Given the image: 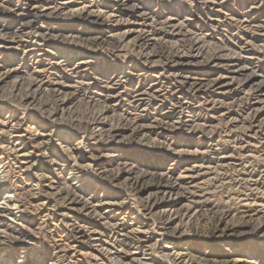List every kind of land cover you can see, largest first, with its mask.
Instances as JSON below:
<instances>
[{
  "label": "bare ground",
  "instance_id": "1",
  "mask_svg": "<svg viewBox=\"0 0 264 264\" xmlns=\"http://www.w3.org/2000/svg\"><path fill=\"white\" fill-rule=\"evenodd\" d=\"M111 1L110 10L103 12L94 10V6L87 4L85 0H0V22L4 21L7 24L3 28L0 23V27L2 26L0 30V103H2L0 113H7V118L4 119L6 121L0 120V151L7 153L6 160L12 159L14 162L13 172L18 170L17 174L26 176L28 182L25 187L19 188L20 193H18L19 190L15 191L16 189L12 192L16 193L17 199L22 193L24 195L28 193L34 200L42 197L44 200L60 203L64 211L60 212L58 217L61 220L55 227H63L67 233V239L63 241L64 243L61 242L63 239H60L61 245H57L58 252L64 256L73 254L72 259L77 260V263H81L80 258L96 259V255L94 257L91 251L86 253L83 250L90 248L94 252H100V247L107 246L110 250L108 249L107 252L105 249L104 252L108 256L106 257L108 261L109 258L113 261L115 256L119 259L118 264H128L126 260L134 264H154L151 261L142 262L134 257L137 255L136 251L146 247L154 233L167 238L174 247L173 250H176L174 254L168 255L172 263L264 264L263 252L250 260L230 256L222 251L201 253L200 250L197 255H192L191 251L198 249L195 245L201 244L193 243L198 233L196 229L194 233L191 230L190 233L188 232V229L193 228L192 224L190 228L183 226L185 219L192 213L197 215L195 203L188 197L192 195L188 193L197 187L203 172L209 170L208 162L203 159L204 148L195 143V138L201 139V133L206 129L208 132L210 126L208 127V119L203 120L195 112L201 108L213 111L216 105L225 107L227 104L223 103L226 98H230L231 100L228 99L230 102L233 101L230 105L232 107L239 104L241 98L245 97V104L250 105L251 114H253L252 120L248 119L250 125L249 128L246 126L247 133L252 138L264 137L263 68L254 66L251 61L253 57L241 58V54L234 50L239 49L244 56L251 55L253 51H251V45L245 40L241 39L243 42L236 40L231 43L234 47L232 49L221 41L220 44L223 46L220 45L216 49L210 45V41V44L206 42L209 37L206 31L225 24V19L222 22L220 17L215 15H226L222 11L226 2L193 0L199 13L195 12L190 20H200L198 25L202 32L188 38L192 30L198 29L189 23L175 19L173 15L169 18H161L150 9L148 3H145L150 0ZM259 7L258 4H252L247 12L240 13L242 14L240 19L236 20L239 26L244 29L263 30V26L256 25L258 17L251 16ZM174 16H179V13ZM26 19L29 20L25 21ZM188 19L186 16L185 21ZM47 21H60L64 25L58 24L57 28L55 26L46 28ZM16 22L18 25H15ZM54 23L57 25V22ZM151 23L169 25L175 34L180 35L181 38H188V52L180 50L177 45L174 47L175 45L167 41L163 42V39L156 38L155 34H150L147 29ZM50 24L53 23L50 22ZM75 24L80 25L81 28L77 30ZM123 25L126 29L117 41L116 32ZM80 30L81 33H79ZM4 31L6 33H3ZM54 31H66L69 35L64 37L57 34V36L53 34ZM62 37H64V43L81 45L80 42H82L91 51L95 49L101 52L118 53L117 57L125 61L132 57L135 60L126 64V67L115 66V68L112 67L113 70L95 76L94 73L99 69L96 59H75L77 54L68 51L57 58L56 53L49 52L51 42L58 41ZM83 37L85 38L82 39ZM19 51H22L20 57L17 56ZM93 69H95L94 72ZM105 70L107 69L104 68ZM91 76L92 79H90ZM85 85L91 86L93 91L86 92L83 97L81 91ZM84 98L92 101L89 103L86 99L88 103L86 106L91 105L95 109L96 114H93L91 118L86 116V119L79 118L77 114L76 108L83 104L81 100ZM152 102L161 103V105L155 106L154 109ZM167 103L170 107L166 106ZM121 105L128 107L127 112L139 113L140 117L128 120L120 116L123 113L119 116L112 114L115 108ZM152 108L156 112L153 117L148 118ZM21 109L28 112L32 109L39 114L47 113L46 121L53 130L50 132L37 130L33 133V128H26L24 117L16 119ZM127 112L126 114L131 118L132 114ZM59 115L67 116L70 120L69 129L78 134L83 133L86 138L84 136L82 138L88 142L78 141L70 150L64 152V156L50 150L61 126L57 120ZM216 119L218 120V117ZM253 124L255 125L252 126ZM204 135L207 136L206 133ZM12 140L15 141L13 148L10 147ZM74 140L75 137L67 135L62 145L69 146ZM29 144L33 145V151L28 150ZM137 149L143 153L133 151ZM105 151L109 152L99 153ZM35 152L39 153L37 156L39 160L24 167L30 164L29 160ZM201 155L202 158H200ZM227 158L229 157L226 155L222 159ZM191 159L198 161L190 165ZM3 164L4 160L0 162V170L5 167L1 166ZM45 164L49 167L48 172L57 171L54 168L59 169V167H62V171L57 175H49L42 168ZM64 170H69L70 176L64 177L62 174ZM213 170H215L214 166ZM121 178L125 185L116 188L119 189L116 196L110 193L100 197L85 195V186L95 183L89 182L90 179L108 181L112 187H116L114 183ZM70 180L78 181L80 184H77L78 186L72 184L75 185L73 187L69 183ZM26 187L31 189L27 190ZM33 187H36L35 192ZM130 203L133 204L127 210ZM17 205L18 203L14 206ZM41 205L44 206V204ZM18 206V213L24 219H29L30 215L35 221L37 216L41 215L33 210L28 211L29 209L22 204ZM101 207L107 208L106 213H98ZM198 209L202 210V207ZM115 211L118 214L130 211L126 214L131 216L126 215L125 218L118 220L122 223H114L113 219H117V216L109 217L107 214ZM236 213L239 212L236 211ZM235 214L229 216L232 218L231 223L225 222L222 217L219 219L217 226L208 234L207 238L212 242H209V245L223 246L231 242L233 247L248 235L264 238V221L257 222L256 212L254 215H250L251 212L245 216ZM54 215L55 212H52L45 217ZM13 216L15 217L11 210L0 208V264H3L5 258L11 257L14 249L21 251L26 249L25 241L33 238L25 232L24 228L18 229L13 226V220H10L9 224L5 222ZM79 216L90 217L93 222L87 224V219L83 220ZM129 227L132 229L128 230ZM243 228H248L249 230L246 229L248 232ZM103 230L111 231L113 241L106 243L99 239L103 236ZM92 237L98 239L92 240ZM117 245L122 249L118 250ZM228 253H230L229 250ZM2 255H4L3 259ZM42 257L43 255L35 263L40 264ZM54 261L52 264L60 262L56 259ZM102 261H105L104 258Z\"/></svg>",
  "mask_w": 264,
  "mask_h": 264
},
{
  "label": "rangeland",
  "instance_id": "2",
  "mask_svg": "<svg viewBox=\"0 0 264 264\" xmlns=\"http://www.w3.org/2000/svg\"><path fill=\"white\" fill-rule=\"evenodd\" d=\"M192 1L193 0H157V1L156 0H150V1H146L145 3L146 4L148 3V6L150 7V9L154 13H156L158 16H161V18H165V17L169 18L170 16L173 15L172 17H176L175 19H178L182 22L184 21L185 23H189L195 29L199 30L201 28L198 25L200 23V20H198V19H191L190 20V17L194 16L195 12L199 13ZM220 1L226 2L222 7V11L226 15H219V14L215 13V14H217L215 16L220 17L222 22L225 19L226 22H225V24L220 25L217 28H214L215 31H214V29H212L210 31H206L205 33L209 36L208 40H206V42L208 41L207 42L208 44H210V42H211L210 45L213 48L217 49L220 47V45H221V47L223 46L222 44H220L221 41H223L224 43H226L227 47L230 46L232 49H234V47H232L231 43H234V41H236V40H241V39L245 40L246 43H249L251 45V51L253 50L252 52L250 51L251 55L245 54V56H244V53H242L239 49H234L235 52L238 54H241V58L242 57L243 58L249 57L248 59H250L253 57L251 59V61L254 63V66H256L258 68H263L262 70L264 72V25H263L264 24L263 23L264 22V0H220ZM85 2H87V4L93 5L94 10L95 9L101 10L103 12H106V10L107 11L110 10L109 6L112 5L111 0H85ZM252 4L253 5L258 4V6H260L258 10L253 11L251 16H257L258 17V19H257L258 24L256 23V25L263 26V30L257 29V31H256V30H251V29H244V28L240 27L238 22H237L240 19L239 17L244 12H247L249 10V8H251ZM177 13H179V16H174ZM240 13H242V14H240ZM186 16H187V19L189 18L187 21H185ZM226 16H228V17H226ZM28 20L29 19H26L25 21H28ZM50 22H52L53 24H50ZM54 22H57V25H55ZM0 23H2L3 28L7 26V24L4 21H1ZM17 23L18 22H16L15 25H18ZM58 24L64 25V23L60 22V21H47V22H45V27L46 28H52L53 26H55L57 28ZM160 25L161 24H159V23H151L147 30L149 31L150 34H152V35L155 34L156 38H158L160 40L163 39L162 40L163 42L167 41V42L173 44V46L175 45L174 47H176V45H177V47L179 46L180 47L179 49L184 51V52H185V50H186V52H188V50H189V48L187 47L189 45V41H187L188 38L192 37L194 34H198L199 32H202L201 29L199 31L198 30H192L190 33L191 35L189 34L188 38H186L184 36H182L184 38H181L180 35H177L173 32V29L169 25H161V26ZM2 26L0 27V30H1ZM75 27L77 30L81 28L80 25H76V24H75ZM169 28H170V30H169ZM125 29H126V27L124 25L119 27L118 31L116 32L118 34L117 39H116L117 41L121 38V36H122L121 34H122V32L125 31ZM81 32L82 31L80 30L79 33H81ZM167 32L169 34H167ZM3 33H6V31H4ZM53 34L54 35H57V34L62 35L64 37H67L69 35V33H66V31H63V32L54 31ZM64 37H62L61 39H58V41L51 42V45H49V48H48L49 52L56 53L57 58L62 57V55H64L68 51L70 53L74 52L77 54L76 55L77 58H75V59H80V58H85L87 60H91L90 58L96 59V61L98 63L97 66H99V69L96 71V73H94L95 76L96 75H102L106 71L108 72L109 70H113L112 67L115 68V66L126 67L127 66L126 64L131 63L133 59L135 60V58L132 57L130 60L125 61L123 58L117 57L119 55L118 53H113V52L107 53L105 51L101 52V51H96L95 49L91 51V50L87 49L82 42H80L81 45H76L75 43H64V41H63ZM84 38L85 37H83L82 39H84ZM182 39H184V41ZM230 41H232V42H230ZM169 45L170 44H168V46ZM182 47L183 48L185 47V48L183 49ZM49 54H51V53H49ZM21 55H22V51H19L17 56L20 57ZM104 65H108L109 67H103ZM104 68H106L107 70L104 71ZM94 70L95 69H93V72H94ZM90 79H92V76L90 77ZM90 81L92 82V80H90ZM90 81H87V82H90ZM83 87L85 88V89L83 88V90L81 91V95L83 97L86 94V92L93 91V88L91 86L89 87V86L85 85ZM86 99L89 103H92V101H90V99H88V98H84L83 100H81L83 104H81L79 106V108L78 107L76 108L79 118H84V119L91 118L93 116V114L94 115L96 114V112L94 111L95 109H93L91 105L89 107L86 106V104H88ZM228 99H230V98H228ZM228 99L226 98L225 99L226 101L224 100L225 103H223V104H227V105H225V107H221L220 105H216V106H214L213 111L212 110L210 111L207 109L205 110L204 108H201L202 110L200 109L197 112H195V114L198 113L199 116L203 120L208 119L207 120L208 127L210 126V128H208L209 129L208 132L206 129L205 131H203V133H201V135H200L201 139L198 140L195 138V143L197 142V144H199V146H202L204 148L203 152H204L205 157L203 155V159L208 162L209 170H206L203 172V175L200 176V180L198 181V183L196 185L197 187H195V189L193 188L191 193H188V195L189 194L192 195V196L189 195L188 197L190 198V200L192 202L195 203V208H197V209H195V211L197 212L196 213L197 215L192 213L193 216L191 214L192 217L190 216V217L186 218L183 226L190 228L191 224H192L193 228L191 227L192 229L191 228L188 229V232L190 230L193 232L196 229L198 235H200V236L197 235L196 236L197 239L193 240V243L197 242V243H201V244L195 245V248L197 247L198 249H195V251L194 250L191 251L192 255H197L198 251H200V250H201V253L202 252L204 253L206 251L215 252V253L222 251L223 253H227L230 256L240 257L241 259L250 260V259H254L255 256H257L258 254H262L261 252L264 253V238H260V237L255 238L254 236L248 235V236L244 237L243 241H240L235 246L233 245V247H231V244H232L231 242H229L228 244H224L223 246H218L216 244L215 245H213V244L209 245L210 244L209 242H211V239L207 238L208 234H210L211 231L213 230V228L215 226H217L219 219L221 217L225 222L231 223L232 218L229 216L234 215L236 213V211L239 212L238 214L237 213L235 214L236 216H241V214H242V216L243 215L245 216V214L249 215L251 212H252V214H250V215H254V213L256 212L255 217L257 219V222L264 221V215H263L264 212L262 213V211H264V145H263L264 144V137H261V136L258 137L257 136V137L252 138L247 133L249 125H250L249 124L250 120H248V119H251L253 114H251L250 105L245 104L246 103L245 102L246 100H244L245 97L241 98L242 100L239 104H235L236 106L234 105L232 107L230 105L233 104L232 103L233 101L230 102L231 99L229 101H228ZM239 101H240V99H239ZM168 103L166 104V106L170 107V105ZM0 105H2V103H0ZM151 105L155 109L156 107L161 105V103H153L152 102ZM222 106H224V105H222ZM245 107H247V108H245ZM153 108L149 112L152 115L149 114L148 118H151L154 116L153 114H154V112H156V110H154ZM222 108H224V109H222ZM126 110H128V107H124L123 105H121L119 107H116L112 114H115V116H119V114L123 113L120 116H122L124 119H128V120H130V119L132 120L133 118H136L137 116H139V113H137V112L133 111L131 113V111H129L130 112L129 113ZM126 112L129 113L130 115L132 114L131 118H130V116H128L126 114ZM237 112L240 116L237 114ZM248 113L251 115H249ZM245 114H247V115H245ZM46 116H47V113H45V114L40 113L39 114L35 110H32V109H30L29 112L21 109L19 111V113H17L16 119L24 117L25 122H26V128H28V127H29V129L33 128L32 129L33 133L37 130L40 132L44 131V130H47L50 132L53 130V128H51V125L48 124V121H46L47 120ZM85 116H86V118H85ZM217 117H218V120L216 119ZM6 118H7V113H5V112L0 113V120L6 121V120H4ZM223 119H225V121ZM57 120L59 121L61 126H59L58 134L55 135L54 142L50 147L51 152L57 153V155L64 156V152L67 150H70L72 145L76 144L78 141L84 140L86 143H88L85 139L86 136H84L83 133L78 134L75 131H71V129H69L70 128L69 127L70 120L68 119L67 116L63 117V116L59 115V116H57ZM237 120H238V122H237ZM245 120H247V121H245ZM239 122H240V124H239ZM254 125L255 124H253L252 126H254ZM246 126L248 128H246ZM205 133L207 135L206 137L204 135ZM67 135L75 137L74 142L73 143L71 142L70 143L71 145H69V146L62 145L63 139ZM83 136L85 138H82ZM258 138H259V140H258ZM215 141H216V143H215ZM11 142L12 143L10 144L11 145L10 147L13 148V144L15 141L12 140ZM59 146L63 147V149L60 148ZM32 148H33V145L29 144L28 150L31 151ZM133 151L137 152L138 149L133 150ZM133 151L130 150V152H133ZM108 152L109 151L99 152V153L102 154V153H108ZM138 152L143 153V151H141V150H139ZM8 154H10V153H8ZM233 154H234V156H233ZM38 155H39V153L35 152V154L29 160L30 164L28 163V165H25L24 167H28L29 165H32L37 160H39L37 157ZM209 155H211V157ZM226 155L229 158L222 159ZM6 156H7V153H3V151H0V162H2L4 160V164L1 166L2 167L5 166L3 169L0 170V185H1V187H0V208L1 209H9L15 215V217L13 216V218H9V219L5 220V222H7L9 224V223H11L10 220H13L14 221L13 226H15L18 229L24 228L25 232L27 234L33 236V238L31 240L29 239V240L25 241L27 244L26 245L27 248L24 249L23 251H21L19 249H17V250L14 249V253L11 255L10 258H5L3 264H36L35 261L37 259H39V257L42 255H43V257L40 260V264H52L55 262L54 261L55 259L58 262L60 261L59 264H67V263L68 264H118L119 263L118 262L119 259L115 258V256L112 259L113 261H111L110 258L108 261V259L106 258L108 256H106V253L104 252L105 249H107V252H108V249L110 250V248H108L107 246H105L106 248L104 246L100 247L101 248L100 252L99 251L94 252L90 248L83 250L86 253L92 252L94 257L96 255V259L91 260L92 258H90V259L86 258L83 260L80 258L79 261L81 260V263H77L76 262L77 260L72 259L73 254H68L67 256L60 254L58 252L59 250H58L57 245L60 246L61 242H63L65 239H67V237H66L67 233L65 232V229L63 227H59L60 228L59 229V228L55 227V225H58L60 220H61V218L58 216H59L60 212L64 211L63 208L61 207L60 203H56L53 200H44L42 197L38 198L39 201L34 200L31 195H28V193H26L25 195H24V193H22L24 195V197L21 194L18 196V199H17L16 193L12 192V191H14L16 189L15 191L19 190L18 193H20L21 189H19V188L25 187V184H27L28 182H27V179L25 178L26 176H23V174H17L18 170L13 172V170H14L13 163L14 162H12V159L6 160ZM200 158H202V155ZM195 161H198V160L193 161V159H191V162H189V164L192 165L195 163ZM228 162H230V163H228ZM225 163H228V164L226 165ZM239 164H240V167H239ZM17 166L19 167V165H17ZM17 166H15V167H17ZM213 166H214L215 170H213ZM218 167H219V169H218ZM42 168L49 175H51V174L57 175L60 171H62V167L61 168L59 167V169L54 168L57 171L48 172L49 167L47 164L42 165ZM69 172H70L69 170H64L62 174L64 177H68V176H70ZM91 178H93V177H91ZM254 179H255V181H254ZM89 182H95V183L90 184L91 186H88V185L85 186V189H86L85 195L87 197H90L92 195L93 196L97 195L100 197V196H104L105 193H110V194H113L114 196H116L118 191H119V189H116V188L118 186L122 187L125 185L122 178L119 181L114 183L116 187H112L108 181L104 182L102 180L97 181L96 179H90ZM69 183L73 187L77 184L78 185L80 184L78 181H74V180H70ZM72 184H75V185H72ZM96 184H98L97 187H96ZM256 184H258L259 186ZM35 188L36 187H33L34 192H35ZM26 189L29 190L31 188L28 189L26 187ZM81 189H82V187H81ZM200 193H202V194L200 195ZM26 195H28V197H26ZM10 196H12V197H10ZM194 196L196 197L197 200L195 199ZM17 203H18V205L22 204L24 207L29 209L28 211L33 210V212H39V213H41V215L37 216L35 221H33V218H31L30 215H29V219H26V218L24 219L18 213L19 212V209H18L19 206L18 205L14 206ZM41 204H44V206H42ZM132 204L133 203H130V205L126 209L127 210L130 209ZM201 207H202V210L198 209ZM203 208H206V209H203ZM106 210H107L106 207H101V209L98 211V213L104 214V213H106ZM51 211L55 212V215L53 217L49 216V218H46L45 217L46 215H48L49 213L52 214ZM233 211H235V213ZM240 211L241 212L243 211L244 214L241 213ZM126 212H130V211H124V214H122V212H120L118 214L117 211H115L114 213H112V214L108 213L107 215H109V217L115 216V218L117 216V219H113L114 223H122L121 221H118V220H121V218H125L126 215H129V214H126ZM46 213H48V214H46ZM259 214H260V216H258ZM129 216H131V215H129ZM81 219H83V220L87 219V224H91L93 222V221L91 222L92 218H90V217H87V218L83 217ZM129 224H130V222L128 223V225ZM54 227H55V229H54ZM250 227H248V228H250ZM133 228H135V227H133ZM248 228H246V229L249 230ZM130 229H132V227H129L128 230H130ZM246 229H244V231H246ZM55 230H57V231H55ZM60 230H61V232H60ZM237 230H241V229H237ZM51 232H52V234H51ZM246 232H248V231H246ZM87 234L90 235L89 232H87ZM110 234H111V231L110 232H108V231L104 232V230H103V236L99 239H102V242L106 241V243H108L109 241H113V239H112L113 236ZM60 235H62L63 237ZM88 238H90V236ZM58 239H59V241H58ZM60 239L61 240L63 239V240L61 241ZM96 239H98V238L92 237V240H96ZM204 242H207V243H204ZM89 243L92 244L91 242H89ZM145 246L146 247L143 248L142 250H140L138 252L136 251L137 255L134 256L135 258L140 259L142 262H144V261L150 262L151 261V262H154V264H180V262H177V263L173 262L172 263L170 261V258L168 257V255L174 254L176 250H173L174 247L169 243L167 238H162L161 236H158L157 234L152 233L151 240ZM102 248H103V250H102ZM116 248L118 250L122 249L121 247H119V245H117ZM241 249H243V250H241ZM228 250L230 253H228ZM98 252H99V254H98ZM113 252H115V250H113ZM56 254L58 256H56ZM3 258H4V255H2V259ZM65 258H66V260H65ZM69 258L72 260L70 261ZM103 258L105 261H102ZM106 260H107V262H106ZM71 262H73V263H71ZM126 263L134 264V263H131L130 260H126Z\"/></svg>",
  "mask_w": 264,
  "mask_h": 264
}]
</instances>
